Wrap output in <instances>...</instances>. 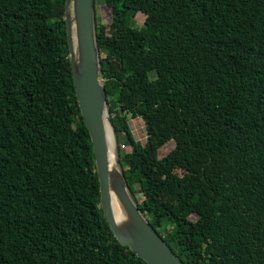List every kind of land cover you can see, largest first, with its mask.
I'll return each instance as SVG.
<instances>
[{
  "label": "trees",
  "instance_id": "obj_1",
  "mask_svg": "<svg viewBox=\"0 0 264 264\" xmlns=\"http://www.w3.org/2000/svg\"><path fill=\"white\" fill-rule=\"evenodd\" d=\"M99 5L107 108L138 207L185 264H264V0ZM63 14L64 0H0V264H148L99 206Z\"/></svg>",
  "mask_w": 264,
  "mask_h": 264
},
{
  "label": "water",
  "instance_id": "obj_2",
  "mask_svg": "<svg viewBox=\"0 0 264 264\" xmlns=\"http://www.w3.org/2000/svg\"><path fill=\"white\" fill-rule=\"evenodd\" d=\"M94 3L95 0H64L63 19L75 96L92 143L99 206L113 236L136 256L148 264H185L138 207L127 187L118 153L116 167H109L105 120L114 135L115 132L101 72ZM112 195L119 202L120 217L113 212Z\"/></svg>",
  "mask_w": 264,
  "mask_h": 264
},
{
  "label": "rangeland",
  "instance_id": "obj_3",
  "mask_svg": "<svg viewBox=\"0 0 264 264\" xmlns=\"http://www.w3.org/2000/svg\"><path fill=\"white\" fill-rule=\"evenodd\" d=\"M96 8L97 11H95V14L98 16L99 22L106 24L108 26L111 21V12L110 9L107 8L104 5H99V0H96ZM144 19V16L141 13H137L135 16L136 24L140 25ZM129 125L131 127L132 134L134 137L140 141L144 142L145 141V129L143 125V121L140 118H130L129 119ZM121 136V135H120ZM124 144H127L125 140H123ZM173 141L167 142L163 147L159 149V156L165 155L172 147H173ZM125 148H123L125 151L128 150V146L125 145ZM116 149H117V144H116ZM118 153V152H117ZM192 219H195V217L191 216Z\"/></svg>",
  "mask_w": 264,
  "mask_h": 264
},
{
  "label": "bare ground",
  "instance_id": "obj_4",
  "mask_svg": "<svg viewBox=\"0 0 264 264\" xmlns=\"http://www.w3.org/2000/svg\"><path fill=\"white\" fill-rule=\"evenodd\" d=\"M105 132H106L107 154H108L107 158H108L109 167H116V163H115L117 157L116 140L114 138L113 131L106 120H105ZM111 200H112L111 203L115 216L120 217L121 208L117 198L114 195H112Z\"/></svg>",
  "mask_w": 264,
  "mask_h": 264
}]
</instances>
